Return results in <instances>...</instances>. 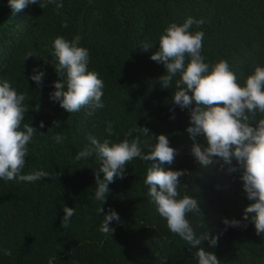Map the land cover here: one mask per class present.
I'll return each instance as SVG.
<instances>
[{"label":"trees","instance_id":"16d2710c","mask_svg":"<svg viewBox=\"0 0 264 264\" xmlns=\"http://www.w3.org/2000/svg\"><path fill=\"white\" fill-rule=\"evenodd\" d=\"M62 3L59 8L33 4L13 13L8 0H0V80H9L26 94L28 111L22 123L37 130L23 174L34 169L49 173V178L35 183L0 180V264H48L53 257V264H164L165 258L166 264H197L195 249L168 230L147 195L143 180L149 162L137 158L126 165L124 178L109 184L103 213L96 211L100 204L94 199L95 173L100 162L94 155L79 162L74 157L89 145L90 136L119 142L135 127L167 135L176 149L172 164L163 167L185 170L181 196H196L203 214H190L189 219L194 226L205 224L198 232L218 237L215 247L209 248L207 241L203 246L220 264H264V235H256L254 225L242 220L243 209L252 201L243 191L240 172L229 174L227 165L205 170L195 162L194 141L186 131L189 110L173 103L174 84L164 89L156 83L165 69L150 59L169 24H182L189 16L203 19L190 31L204 32L206 62L227 60L242 83L255 66H264V0ZM65 22L67 28L62 26ZM76 35L90 52L89 70L98 72L105 84V107L92 115L87 108L70 114L49 98L58 79L53 41ZM142 44L153 46L145 50ZM28 54L32 56L25 60ZM34 68L45 72L40 88L28 79ZM57 134L66 137L63 143L52 139ZM196 141L203 143V138ZM64 206L76 210L67 228L61 227ZM109 208L118 212L120 221L110 224L112 236H104L99 228ZM225 218L241 220V225L226 227Z\"/></svg>","mask_w":264,"mask_h":264},{"label":"clouds","instance_id":"9594fccd","mask_svg":"<svg viewBox=\"0 0 264 264\" xmlns=\"http://www.w3.org/2000/svg\"><path fill=\"white\" fill-rule=\"evenodd\" d=\"M41 8L54 5L62 7V0H8L13 13L22 11L29 5ZM203 19L189 16L182 24H169L158 37V50L150 56L152 61L162 63L165 69L156 83L164 89L175 92L172 101L181 110H189V126L186 131L193 139L191 155L201 168L208 170L213 166L227 165L229 174L239 171L242 188L248 204L242 213V220L254 225L256 235H264V66L257 65L241 83L229 62L221 59L215 63L206 62L202 55L204 32H191L195 24L198 27ZM63 27L67 28L65 22ZM81 37L76 35L68 40L57 36L52 44L53 65L58 79L52 83L55 91L50 100L57 102L66 112L73 114L87 108L88 115L105 107L103 97L105 84L99 73L89 70L90 52L80 46ZM147 50L153 45L142 44ZM32 56L28 54L25 60ZM45 72L34 68L28 79L34 81L37 88L43 82ZM28 81V80H27ZM25 93H20L9 80H0V180L5 182L35 183L49 178L45 170H33L23 174L29 144L37 130L25 121L28 106ZM174 118V117H173ZM54 126H59L56 123ZM40 127H44L43 121ZM107 133L111 136L112 124L108 122ZM133 133H136L133 137ZM44 134V133H40ZM196 137H202L203 143ZM52 139L61 144L65 136L57 134ZM89 145L78 151L74 159L86 161L93 155L100 162L95 173L94 199L103 213V205L110 192L109 184L115 179H123L125 166L135 159L149 162L143 183L148 188L147 195L155 205V210L167 224L168 230L181 238L191 249L197 264H220L214 252L203 245L207 241L209 248L218 243L216 235L210 231H197L205 224L193 225L189 215L202 216L200 201L196 196H181L180 177L185 170H171L163 167L172 164L176 149L170 146L165 134L153 135L146 127L133 128L126 138L119 142L110 139L103 141L90 136ZM150 140L154 142L150 143ZM147 147V152H145ZM235 161V164H233ZM103 173V179L100 178ZM61 227L67 228L76 214L74 207H63ZM99 231L104 236H112V222H119L117 211L109 208L102 215ZM226 227H238L241 220L223 219ZM11 255L10 250H3ZM56 258L49 260L53 264ZM166 264V258L164 260Z\"/></svg>","mask_w":264,"mask_h":264}]
</instances>
